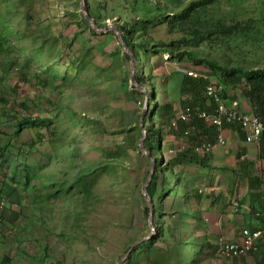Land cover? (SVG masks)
Returning <instances> with one entry per match:
<instances>
[{"label":"rangeland","instance_id":"374dc122","mask_svg":"<svg viewBox=\"0 0 264 264\" xmlns=\"http://www.w3.org/2000/svg\"><path fill=\"white\" fill-rule=\"evenodd\" d=\"M121 1L127 2V12ZM131 1L86 0L85 9L91 5L102 25L95 24L107 27L145 12L153 16L157 9L172 13L189 0H139L141 6L135 2L132 6ZM233 4L240 18L262 12L259 0ZM139 7L141 13L133 11ZM83 15L81 0H0V35L1 30L8 33L0 37V201H6L0 202V264H118L138 239L158 234L151 230L143 194L152 167L139 154L142 149L136 145L140 146L141 137L134 129L151 104L146 108L144 87L135 88L137 92L118 88L121 80L132 88L131 59L121 55L122 44L113 30L93 28L92 32ZM147 34L156 40L171 37L166 23L149 25ZM246 58L250 64L256 62L253 55ZM141 62L147 73L157 76L158 101L173 102L177 111L189 98L181 97L175 70H194L206 74L208 81L219 80L203 64L178 62L163 52L148 58L141 55ZM226 87L231 95L244 97L241 86ZM192 105L186 106L197 110ZM28 116L49 119L43 125L28 123L15 134L17 120ZM83 117L87 119L81 121ZM196 135L168 133L162 142L161 151L178 183L172 187L168 174L166 182L159 175L158 188L165 201L156 219L164 236L154 243L150 258L164 264L161 256H169L171 245L183 249V239L187 264H260L261 239L258 251L236 258L214 252L219 241L208 240L207 234L210 244L200 239L204 234L200 201L214 204L220 194L207 191L209 185L199 192L198 186L191 185L192 178L197 180L195 168L177 160L180 150L188 149L190 156L196 144L209 140ZM232 197L233 193L231 205L237 200ZM240 202L237 207L233 204L232 216L222 211V232L241 238L248 227L243 217H250V209L246 207L249 213H244ZM192 211L196 218L189 214ZM206 216L213 222L217 219ZM140 257L146 264L147 254ZM175 264H180V258Z\"/></svg>","mask_w":264,"mask_h":264},{"label":"trees","instance_id":"16d2710c","mask_svg":"<svg viewBox=\"0 0 264 264\" xmlns=\"http://www.w3.org/2000/svg\"><path fill=\"white\" fill-rule=\"evenodd\" d=\"M237 1L242 2V0H189L180 10L169 13L164 9H157V12L154 13L153 16H148L146 14L147 12L141 15L142 13L139 11V7L133 10L141 13L137 18L133 20L130 19L124 23L117 22L115 25L121 31L126 45L134 53L135 81L138 82L140 87H144L147 90L149 96L148 102L151 104L150 110L142 111V113H145L143 116L141 113V121L137 126H134V129L137 130L139 137L143 135V127L147 130V135L144 138V145L149 150L150 155L156 160L152 178L147 186V194L153 203V221L158 234L139 242L127 256L125 264H141L142 258L140 255L143 253L147 254L146 264L158 263V260H152L149 254H152L154 243H157L158 240L164 236L163 228L156 219L157 214L162 213L163 202L165 201L164 195L160 194L158 188L159 175L162 174L163 181L166 182V177H164V175L168 174L171 183H173L172 187H174L175 183H178L173 167L166 161L161 151L162 142L168 139V137H166L168 133L172 135L180 134L184 137L185 130L189 129L187 138H189L193 132L198 133L199 136L202 137H204L202 133H205V137H209L212 141L217 136L215 126H209L197 117H193L188 122L178 121L176 127L172 126V121L176 119L178 111L174 109L173 102H164L161 104L158 101V97L156 96L158 92L155 87V84H157V76L152 72L147 73L142 68L143 63L141 62V55H146V58H148L151 53L163 52L166 53L170 59L178 62L187 60L193 63L203 64L208 69L212 70L216 78L219 79L217 82L224 83L223 85L226 88L224 91V98H226V91L228 89L226 85L233 89L241 86L243 95L246 97L248 103V111L256 114L264 121V0H259L262 4V12L258 14V11H256L254 15L247 18L237 17V13L232 9L234 6L233 2ZM134 2L135 6H141L139 0L131 1L132 6ZM121 6L126 12L129 9L127 2L121 1ZM87 9L91 17L95 20V23L101 26L102 24L96 12L91 8V5H88ZM83 18L88 25V29L94 32L88 19H86L84 15ZM158 23H166L171 35L168 40H156L147 34L148 26ZM1 33L0 37H2L3 33L7 35V29L1 30ZM120 53L124 58L131 59V56L123 49L122 45ZM259 53H261L262 56L258 55ZM250 55H253L256 61L254 64L246 62V57ZM173 73L178 81V83H176L178 84L181 97L186 96L189 98V101L183 102L182 108L186 107V105L193 104V107H197V110L190 107L193 114L203 108L212 111V106L208 105V98L205 95V86L211 81L206 80V74L193 77L180 70H175ZM131 87L133 89L129 88L128 81L121 80L118 83V88L120 90H132L133 92H137L135 89L137 88L136 85L131 84ZM144 92L143 94L146 93ZM73 111L74 109H72V112ZM48 119L49 118H41L39 116H28L19 119L16 122L17 127L15 129V134L20 133L22 126L28 123L43 125ZM85 119H87V117H83L81 121ZM72 120L74 122H80V119L76 117H72ZM97 125L100 126V121ZM206 126H208L207 130L203 129L201 132H197L199 128H204ZM136 147L139 149L140 146L136 145ZM72 151L73 148L70 143L71 155ZM64 152L66 153V148H64ZM179 153L178 161L186 164L191 161V159L187 158L189 157L187 154L189 153L188 149L185 148L184 150H180ZM139 154L142 156L143 160H149L152 167L153 160L147 154H143L142 150L139 151ZM176 154H178L177 150L175 151V155ZM259 156L264 157V140L259 144ZM70 164H72L71 158ZM254 180L256 181V179ZM196 195L198 199L201 197L198 193ZM145 204V212L149 215V202L145 200ZM255 210L256 204L252 199L251 211L256 212ZM163 212L165 211L163 210ZM189 214L194 216V218L197 217L193 211ZM257 216L262 218L260 213H258ZM257 228L264 230V225L251 229ZM263 234L264 231L262 235ZM262 235L256 241L257 249L251 252L258 251V242L260 239V243L264 245V240L261 238ZM200 239L202 242L210 244V242L206 241L202 236ZM191 240H194V238H191ZM181 243L183 249L177 250L174 245H171L169 256H161V261L164 264H175L178 258H180V264H187L184 261L186 246L183 244V239ZM214 252H217L216 247L214 248ZM243 256L244 255H234L233 258ZM258 262L260 264L264 263L262 256ZM189 264H196V262L194 261L193 263L191 261Z\"/></svg>","mask_w":264,"mask_h":264},{"label":"crops","instance_id":"0c3cea01","mask_svg":"<svg viewBox=\"0 0 264 264\" xmlns=\"http://www.w3.org/2000/svg\"><path fill=\"white\" fill-rule=\"evenodd\" d=\"M236 98L240 97H238L237 94L231 95L227 89V102ZM239 100L243 109H248L246 97L240 98ZM207 128L208 126L199 128L197 132H201L203 129L207 130ZM215 132L217 135L220 133L225 137L226 145L215 148V150L207 155H200L192 152L190 156L187 157L191 159V161H189L186 166H193V168H195L193 173H195L194 176L197 175V180L195 178L196 181H193L192 178L191 185L194 187L198 186L199 192H202L203 186L209 185L207 191H212L216 196L220 194L219 200L215 201L213 199L215 201L214 204H212V201H200V203H202L201 216L204 220V223H202V231H204L202 237L206 239L205 235L207 234V238L210 241L217 240L218 242L220 238H226L230 241H239L240 237L232 233L233 231H231L232 235L222 232L224 229V223L222 224V211L226 213L227 217L232 216L231 211L234 213V210H236L233 206V202L232 205L231 202H229V198L233 193V201L235 198H238L239 202L241 200L245 201V204H241L240 202L242 206L241 209H243L244 213H249L248 210H245L246 207L250 209V217L247 215L243 217L244 224L249 228H256L264 225V157L259 156L258 143L246 141L243 129L238 123L226 124L221 131L216 128ZM202 134L204 137L206 136L205 133ZM216 138L217 136L215 139ZM207 170L210 171L208 172ZM254 179H256V181ZM246 194H248L247 197L249 199L247 202ZM258 198L261 201L256 203V199ZM252 199L256 204V212L251 211ZM220 202H223V204L221 205ZM260 207H262V209H259ZM258 213H260L262 218L257 216ZM207 214L216 216L217 219L215 222L209 220L206 216ZM226 217L225 220L227 219ZM213 223H217L216 226L213 227ZM261 230L264 231L263 229ZM223 235H229V238ZM216 236L217 239H215ZM215 247L217 248V243H215Z\"/></svg>","mask_w":264,"mask_h":264},{"label":"built area","instance_id":"2783aa9c","mask_svg":"<svg viewBox=\"0 0 264 264\" xmlns=\"http://www.w3.org/2000/svg\"><path fill=\"white\" fill-rule=\"evenodd\" d=\"M193 77H199L194 70L182 69L180 70ZM225 87L222 83L217 81H210L205 87V95L208 98V105L212 106V111L208 109H199L193 114L190 106H186L178 111L176 119L172 121V126H177L178 121H190L193 117L203 120L209 126H215L218 130H221L226 123H239L246 132L247 142H256L260 144L264 140V121L256 114L243 109L240 100L233 99L227 102L223 97ZM189 129L185 130L184 137L187 138ZM217 144H225V139L222 135H219L216 142L202 141L196 144L193 148V152L196 154H208ZM2 204L4 200L0 201ZM233 204L237 207L238 201H234ZM261 229H254L244 227L241 232V238L239 242H233L224 238H220L217 244V254L219 255H246L247 253L254 251L256 248V241L262 235Z\"/></svg>","mask_w":264,"mask_h":264},{"label":"water","instance_id":"95a60500","mask_svg":"<svg viewBox=\"0 0 264 264\" xmlns=\"http://www.w3.org/2000/svg\"><path fill=\"white\" fill-rule=\"evenodd\" d=\"M85 2L86 0H81V8L83 10V13L86 15L87 19L89 20L90 24L92 25V27L98 31H109V30H113L115 32V34L118 36V39H119V42L122 44L123 46V49L131 56V64H132V69H131V74H130V81H131V84H134L138 87H140L138 85V83L135 81V77H134V74H135V65H134V53L132 52V50L126 45L124 39H123V36H122V33L120 32V30L115 26V25H108L107 27H98L93 18L91 17V15L88 13V11L85 9ZM145 92H146V99H147V104H146V108H148V99H149V96H148V93H147V90L145 89ZM145 112L142 113V116L144 115ZM141 116V117H142ZM147 135V130L143 127V135L141 136L140 138V147L141 149L143 150V152L147 153V154H150L148 152V150L145 149L144 147V138L145 136ZM156 163V160L153 158V165H152V169L150 171V174H149V178H148V182L147 184L145 185V189H144V196L146 198V200L149 202V206H150V212H149V222H150V225H151V230L153 231L155 229V227L153 226V203L150 199V197L148 196L147 194V186L152 178V172H153V169H154V165ZM152 235V232L148 235V236H145L143 238H140L139 240H137L128 250L127 252L125 253V255L120 259L119 263L118 264H122L125 260V258L130 254V252L132 251V249L139 243L141 242L142 240L144 239H148L150 238Z\"/></svg>","mask_w":264,"mask_h":264},{"label":"clouds","instance_id":"9594fccd","mask_svg":"<svg viewBox=\"0 0 264 264\" xmlns=\"http://www.w3.org/2000/svg\"><path fill=\"white\" fill-rule=\"evenodd\" d=\"M225 99H226V98H225ZM236 99H237V98H236ZM238 99H240V98H238ZM226 101H227V100H226ZM229 102H230V101H229ZM226 124H233V123H226ZM226 124H224V126H225ZM224 126H223V127H224ZM215 128H216V127H215ZM222 129H223V128H222ZM222 129H221V130H222ZM221 130H219V131H221ZM219 135H221V134L219 133V134L217 135V138H218ZM222 136H223V135H222ZM223 137H224V136H223ZM217 138L214 139L213 141H212V140H208V141L214 143V142H216ZM224 139H225V137H224ZM225 143H226V139H225ZM214 149H215V147H214ZM214 149H213V150H214ZM213 150H212V151H213ZM212 151H211V152H212ZM211 152H210V153H211ZM194 153H195V152H194ZM208 154H209V153H208ZM200 155H201V154H200ZM202 155H207V154H202ZM237 200H238V198H237ZM4 202H5V201H4ZM238 205H239V200H238ZM248 228H249V227H248ZM257 229H260V228H257ZM252 230H254V229H252ZM218 255H219V254H218Z\"/></svg>","mask_w":264,"mask_h":264},{"label":"bare ground","instance_id":"6f19581e","mask_svg":"<svg viewBox=\"0 0 264 264\" xmlns=\"http://www.w3.org/2000/svg\"><path fill=\"white\" fill-rule=\"evenodd\" d=\"M121 32V31H120ZM125 41V40H124ZM138 83V82H137ZM224 84V83H223ZM206 87V86H205ZM226 89V88H225ZM227 92V91H226ZM224 96V95H223ZM246 136V135H245ZM145 140V139H144ZM156 229V228H155ZM131 253V252H130Z\"/></svg>","mask_w":264,"mask_h":264}]
</instances>
